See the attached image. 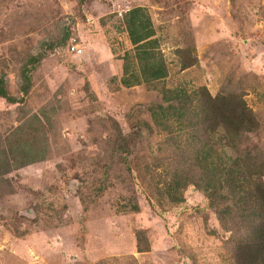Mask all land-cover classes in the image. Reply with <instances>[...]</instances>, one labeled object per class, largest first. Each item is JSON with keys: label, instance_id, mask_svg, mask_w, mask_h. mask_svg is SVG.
I'll return each instance as SVG.
<instances>
[{"label": "rangeland", "instance_id": "1", "mask_svg": "<svg viewBox=\"0 0 264 264\" xmlns=\"http://www.w3.org/2000/svg\"><path fill=\"white\" fill-rule=\"evenodd\" d=\"M134 7L149 14L169 74L124 88L121 15ZM0 76L17 100L0 98V147L20 130L46 149L0 175V264L234 263L203 191L184 186L182 203L163 191L181 159L149 107L176 87L242 93L259 129L240 146L264 156V0H0ZM138 233L150 251H137Z\"/></svg>", "mask_w": 264, "mask_h": 264}, {"label": "trees", "instance_id": "2", "mask_svg": "<svg viewBox=\"0 0 264 264\" xmlns=\"http://www.w3.org/2000/svg\"><path fill=\"white\" fill-rule=\"evenodd\" d=\"M121 17L124 42L131 45V51H124L120 58L118 84L131 88L166 79L168 67L146 9L134 7ZM42 58L33 56L29 62L37 65ZM193 64L196 61L192 59L182 61V68ZM27 73H21V92L25 95L31 85ZM5 83L4 76H0V98L17 102L8 95ZM162 102L165 105L149 107L150 117L155 129L168 134L171 154L181 159L171 169V180L163 184L169 201L182 203L183 187L195 185L203 191L209 206L217 209L219 220L232 235L233 264H264V156L253 155L240 146L243 138L259 129L243 94L211 95L204 86L193 90L176 87L163 89ZM144 126L149 129L146 123ZM19 132L8 135L0 147V175L45 160V147L38 140L22 143ZM117 149L127 153L123 143ZM164 167L170 169L168 165ZM187 172L192 174L187 176ZM137 251H150L142 233L137 234Z\"/></svg>", "mask_w": 264, "mask_h": 264}, {"label": "built area", "instance_id": "3", "mask_svg": "<svg viewBox=\"0 0 264 264\" xmlns=\"http://www.w3.org/2000/svg\"><path fill=\"white\" fill-rule=\"evenodd\" d=\"M77 47H78V45H76V44H74L73 46H72V48H71V50L72 51H77ZM78 52H80V50H78Z\"/></svg>", "mask_w": 264, "mask_h": 264}, {"label": "clouds", "instance_id": "4", "mask_svg": "<svg viewBox=\"0 0 264 264\" xmlns=\"http://www.w3.org/2000/svg\"><path fill=\"white\" fill-rule=\"evenodd\" d=\"M77 45V44H76Z\"/></svg>", "mask_w": 264, "mask_h": 264}]
</instances>
